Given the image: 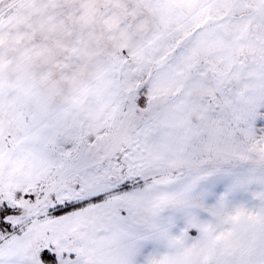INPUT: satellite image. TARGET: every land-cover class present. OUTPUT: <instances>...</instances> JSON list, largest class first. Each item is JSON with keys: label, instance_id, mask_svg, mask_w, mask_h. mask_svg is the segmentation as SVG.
<instances>
[{"label": "snow or ice", "instance_id": "snow-or-ice-1", "mask_svg": "<svg viewBox=\"0 0 264 264\" xmlns=\"http://www.w3.org/2000/svg\"><path fill=\"white\" fill-rule=\"evenodd\" d=\"M0 264H264V0H0Z\"/></svg>", "mask_w": 264, "mask_h": 264}]
</instances>
